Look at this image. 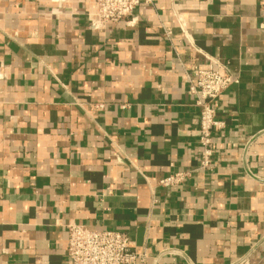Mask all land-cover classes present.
<instances>
[{
	"label": "crops",
	"instance_id": "1",
	"mask_svg": "<svg viewBox=\"0 0 264 264\" xmlns=\"http://www.w3.org/2000/svg\"><path fill=\"white\" fill-rule=\"evenodd\" d=\"M95 7L0 0V264H70L74 223L127 233L147 264H264L259 1L142 0L94 32ZM214 62L239 81L215 103L214 168L160 188L199 163L185 72Z\"/></svg>",
	"mask_w": 264,
	"mask_h": 264
},
{
	"label": "built area",
	"instance_id": "2",
	"mask_svg": "<svg viewBox=\"0 0 264 264\" xmlns=\"http://www.w3.org/2000/svg\"><path fill=\"white\" fill-rule=\"evenodd\" d=\"M259 1V28L264 30V0ZM142 0H95V11L90 13L89 29L100 31L118 22L133 25L134 14ZM167 35L172 32L167 30ZM189 84V94L195 96L196 106L200 108L199 144L200 159L192 171L174 172L161 178L158 187L177 189L198 171H212L215 165V135L224 131L226 125L218 118L215 103L231 86L239 81L232 75L228 63H218L208 67H196L185 72ZM103 109L104 105H97ZM67 255L70 264H147L148 252L144 248L137 252L130 246L127 233L109 230H92L74 223L68 226ZM234 264H251L250 255H245Z\"/></svg>",
	"mask_w": 264,
	"mask_h": 264
}]
</instances>
